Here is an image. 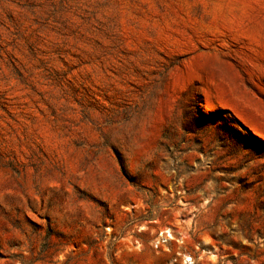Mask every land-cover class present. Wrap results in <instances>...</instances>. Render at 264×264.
Returning <instances> with one entry per match:
<instances>
[{"label":"rangeland","instance_id":"374dc122","mask_svg":"<svg viewBox=\"0 0 264 264\" xmlns=\"http://www.w3.org/2000/svg\"><path fill=\"white\" fill-rule=\"evenodd\" d=\"M119 261L264 264V0H0V264Z\"/></svg>","mask_w":264,"mask_h":264},{"label":"built area","instance_id":"2783aa9c","mask_svg":"<svg viewBox=\"0 0 264 264\" xmlns=\"http://www.w3.org/2000/svg\"><path fill=\"white\" fill-rule=\"evenodd\" d=\"M174 237V232L172 231L171 228H164L160 230V235L155 239V247H160L163 244H166L169 242L171 238ZM186 262L193 263L194 259L192 256H187L185 258Z\"/></svg>","mask_w":264,"mask_h":264},{"label":"crops","instance_id":"0c3cea01","mask_svg":"<svg viewBox=\"0 0 264 264\" xmlns=\"http://www.w3.org/2000/svg\"><path fill=\"white\" fill-rule=\"evenodd\" d=\"M118 264H121V262L119 261V263Z\"/></svg>","mask_w":264,"mask_h":264}]
</instances>
